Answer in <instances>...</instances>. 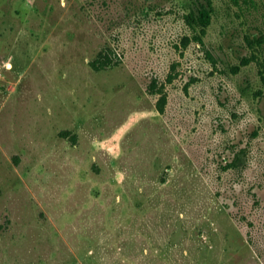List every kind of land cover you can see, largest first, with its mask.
<instances>
[{
  "label": "rangeland",
  "instance_id": "1",
  "mask_svg": "<svg viewBox=\"0 0 264 264\" xmlns=\"http://www.w3.org/2000/svg\"><path fill=\"white\" fill-rule=\"evenodd\" d=\"M196 1L0 0V264H264V0Z\"/></svg>",
  "mask_w": 264,
  "mask_h": 264
},
{
  "label": "trees",
  "instance_id": "2",
  "mask_svg": "<svg viewBox=\"0 0 264 264\" xmlns=\"http://www.w3.org/2000/svg\"><path fill=\"white\" fill-rule=\"evenodd\" d=\"M214 11V4L212 0H198L195 3L194 9L187 15V20L189 24L194 28L195 32L193 35H186L183 38V44L187 46L192 41H197L203 46L206 45L204 36L207 33V27L211 22L212 13ZM208 56L214 60L212 53L209 49L206 50ZM121 61V55H119L115 49L111 46H105L101 49L95 58L90 60V65L95 70L107 69L112 65H116ZM239 67H235L234 70H237ZM152 89L157 86V82L154 81L151 83ZM62 136L69 137L71 136L75 139L76 135H71L72 131L69 129H64L61 132Z\"/></svg>",
  "mask_w": 264,
  "mask_h": 264
}]
</instances>
